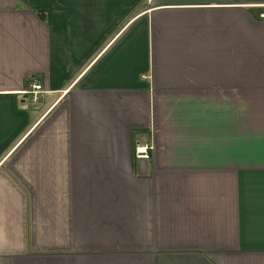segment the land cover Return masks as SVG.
<instances>
[{
    "label": "crops",
    "instance_id": "1",
    "mask_svg": "<svg viewBox=\"0 0 264 264\" xmlns=\"http://www.w3.org/2000/svg\"><path fill=\"white\" fill-rule=\"evenodd\" d=\"M0 264H264V0H0Z\"/></svg>",
    "mask_w": 264,
    "mask_h": 264
},
{
    "label": "built area",
    "instance_id": "2",
    "mask_svg": "<svg viewBox=\"0 0 264 264\" xmlns=\"http://www.w3.org/2000/svg\"><path fill=\"white\" fill-rule=\"evenodd\" d=\"M44 91L42 84L32 83L29 85L28 89L25 90L26 94L30 95V99L35 101L38 99V95ZM153 148L152 144H142L135 147V151L138 156H147L148 150Z\"/></svg>",
    "mask_w": 264,
    "mask_h": 264
}]
</instances>
